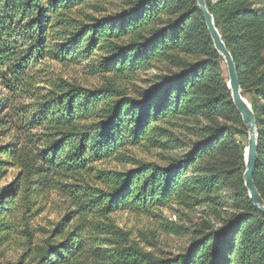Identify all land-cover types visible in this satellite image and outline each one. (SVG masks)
Returning <instances> with one entry per match:
<instances>
[{
	"label": "trees",
	"instance_id": "1",
	"mask_svg": "<svg viewBox=\"0 0 264 264\" xmlns=\"http://www.w3.org/2000/svg\"><path fill=\"white\" fill-rule=\"evenodd\" d=\"M206 1L257 120L253 178L264 199V0ZM0 9V182L15 171L0 185V247L23 250L6 264H264V213L243 179L248 131L197 0ZM51 61L87 62L103 81L64 78ZM148 70L147 86L129 92L124 79ZM144 144L166 164L132 154ZM52 195L62 213L39 234L32 221ZM167 205L220 211L176 254H157L114 217Z\"/></svg>",
	"mask_w": 264,
	"mask_h": 264
},
{
	"label": "rangeland",
	"instance_id": "2",
	"mask_svg": "<svg viewBox=\"0 0 264 264\" xmlns=\"http://www.w3.org/2000/svg\"><path fill=\"white\" fill-rule=\"evenodd\" d=\"M3 11L2 9H0ZM50 71L62 75L64 78L74 80L83 85L94 87L100 85L103 81L100 74H94L93 68L82 62L80 64L68 62L66 64L51 61ZM155 70L141 71L131 78L124 79V84L129 92H133L139 87H146L147 79L151 78ZM228 76V75H227ZM0 90L6 94V90L0 85ZM132 154L139 159L160 164H166L161 153V149L147 147L146 144L131 148ZM104 167H119V163L107 161L102 164ZM127 165L126 167H129ZM8 178L1 181L0 185L11 181L15 171L11 170ZM227 197V196H225ZM228 207L220 208L223 214H226ZM63 209V200L58 195H52L51 202L46 208L32 221V226L39 230L41 228L51 227V223L61 216ZM216 207L200 206L195 209L180 208L176 205H167L164 207L151 206L148 210L137 211L134 209H124L115 214V219L119 226L130 233V237L140 241L142 245L150 247L157 254L161 253H179L183 251L194 235L195 229L203 227L206 219L212 223L215 221ZM217 216V215H216ZM174 225L176 229H182L181 234L166 230L165 227ZM23 250L20 243L11 241L6 242L0 247V264L18 261Z\"/></svg>",
	"mask_w": 264,
	"mask_h": 264
},
{
	"label": "water",
	"instance_id": "3",
	"mask_svg": "<svg viewBox=\"0 0 264 264\" xmlns=\"http://www.w3.org/2000/svg\"><path fill=\"white\" fill-rule=\"evenodd\" d=\"M197 3L205 19L215 48L222 55L226 64L227 75L229 77L228 87L231 89L233 103L241 114L244 125L248 131V145L245 149L246 170L243 177L245 187L248 190L249 197L255 207L264 213V199L257 189L253 178L255 163L258 158L257 148L259 136L257 132V120L251 104L243 95L234 57L227 48L216 27L215 18L208 8L207 1L197 0Z\"/></svg>",
	"mask_w": 264,
	"mask_h": 264
}]
</instances>
